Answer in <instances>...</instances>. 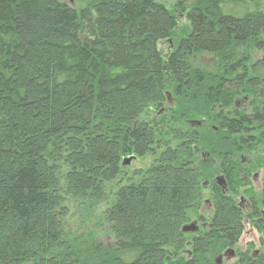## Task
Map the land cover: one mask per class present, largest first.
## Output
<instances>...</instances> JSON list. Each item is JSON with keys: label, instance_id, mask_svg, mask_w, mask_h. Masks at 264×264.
Returning a JSON list of instances; mask_svg holds the SVG:
<instances>
[{"label": "trees", "instance_id": "trees-1", "mask_svg": "<svg viewBox=\"0 0 264 264\" xmlns=\"http://www.w3.org/2000/svg\"><path fill=\"white\" fill-rule=\"evenodd\" d=\"M241 196L264 208V0H0V264H215L247 223L264 250Z\"/></svg>", "mask_w": 264, "mask_h": 264}, {"label": "flooded vegetation", "instance_id": "flooded-vegetation-1", "mask_svg": "<svg viewBox=\"0 0 264 264\" xmlns=\"http://www.w3.org/2000/svg\"><path fill=\"white\" fill-rule=\"evenodd\" d=\"M244 101H247V98H244ZM236 102L237 101H234V104H236ZM238 109H249V108L247 106H244L243 108H238ZM243 163L245 162L243 161ZM258 176L259 174H257V178ZM250 182H251V186L253 187V191L257 193V189H258V193H260L261 179L256 187L253 185L254 183L252 182V180H250ZM237 204L238 207H240L242 211L246 214V217L257 216V223L260 222V219H264V208L258 203V201L256 202V200H253L252 198L241 196L240 201ZM205 205H207L208 208L206 209L210 210V205L208 203V200L204 201L202 209L205 208ZM191 225H194L195 227L194 228L195 230L190 232V234L192 233L191 235L193 234L197 235L201 231L207 230L208 228V223H206L205 221L194 220L191 223ZM246 226L249 227L251 233L254 235L253 240L246 242L244 244L243 249L239 248V243H238L235 248L223 251L221 254L216 256L215 264H264V250L261 249L259 244V234L257 231H255V229L250 227L248 223L245 225V227ZM244 233L245 231L243 232V234Z\"/></svg>", "mask_w": 264, "mask_h": 264}, {"label": "rangeland", "instance_id": "rangeland-1", "mask_svg": "<svg viewBox=\"0 0 264 264\" xmlns=\"http://www.w3.org/2000/svg\"><path fill=\"white\" fill-rule=\"evenodd\" d=\"M158 2L162 3V4H165L167 6H170L171 3H172V0H157ZM74 4V2L72 1V5ZM178 19H179V24L182 25V26H186L187 25V22H186V19L184 18L183 15H178ZM262 55V54H261ZM257 58V57H256ZM255 61V60H254ZM192 64H193V67L195 68H199L205 72H214V69H215V59L214 57H212L211 55L209 54H201V55H198L193 61H192ZM246 102H248V99L247 101H244V98H239V100H237L236 102V107L238 108H243L244 106H246ZM245 159V157H244ZM246 160V159H245ZM151 160L149 158H146V159H142V160H138V159H133L131 158V162H129L128 164H125V168H126L128 171V173H131L132 171L136 170V169H143L145 167H147V165L149 164ZM200 163L201 165L205 168V169H209L211 166H212V161L208 158V156L206 154H201V159H200ZM261 171L258 170V169H254L252 172H251V177H250V180H252V182L254 183L253 185L256 187L258 184H259V181L261 179ZM257 174H259L258 178H257ZM214 181H218V179H221L219 175H216V177H214ZM124 183V179L123 180H118L117 181V184H114L113 187L116 188V186H119L121 184ZM208 193V192H206ZM257 197L259 196V193H258V189H257ZM207 205H205V208L201 210V214L206 218L208 219L209 216H210V210H207ZM193 221H191L190 223H192ZM249 227H245V233L242 235L241 237V240L239 242V248L243 249L244 247V244L248 241H252L253 240V237L254 235L251 233ZM263 249H264V246H263Z\"/></svg>", "mask_w": 264, "mask_h": 264}, {"label": "water", "instance_id": "water-1", "mask_svg": "<svg viewBox=\"0 0 264 264\" xmlns=\"http://www.w3.org/2000/svg\"><path fill=\"white\" fill-rule=\"evenodd\" d=\"M129 162H131V158L128 159V160H126V161H125V164H128ZM217 183H218V185H222V181H221V179H218ZM194 228H195L194 225H190V226L184 227L183 230H184V231L192 232V231L195 230Z\"/></svg>", "mask_w": 264, "mask_h": 264}]
</instances>
